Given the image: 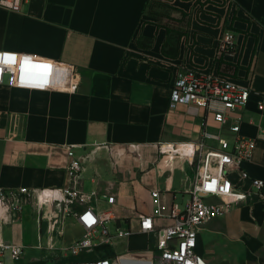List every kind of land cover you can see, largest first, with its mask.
<instances>
[{
    "label": "crops",
    "instance_id": "obj_1",
    "mask_svg": "<svg viewBox=\"0 0 264 264\" xmlns=\"http://www.w3.org/2000/svg\"><path fill=\"white\" fill-rule=\"evenodd\" d=\"M151 1L34 0L21 12L0 7V51L69 66L78 82L75 91L0 85V190L67 187V147L75 146L80 157L101 146L85 162L83 188L90 180L91 192L98 193L97 207L101 199L108 205L107 197L116 196L111 207L123 212L122 217L114 214L119 225L132 231L125 239V252L132 253L156 245L154 234L140 230L142 216L155 217L157 227L173 224V219L157 217L152 191H160L167 210L173 205L184 210L178 193L190 194L196 177L186 158L159 151L165 144L166 152H182L173 144L201 138L203 109L169 108L177 73L218 72L249 87L250 101L238 112L244 118L241 132L256 137L264 127V110L258 109L264 101V0H162L173 7L164 18L149 12ZM165 24L188 31L176 59L163 54ZM227 30L235 34V47L223 72L218 44ZM139 35L153 40V46L138 47ZM12 123L22 125L17 140L9 139ZM130 145L139 147L140 157ZM245 169L264 180L263 141ZM28 215L27 208L15 225ZM72 221L80 234L68 244L84 235ZM5 238L28 245L20 234L5 233ZM119 242L96 246L90 256L120 254L115 250ZM197 251L212 264H264V200L235 207L207 224Z\"/></svg>",
    "mask_w": 264,
    "mask_h": 264
},
{
    "label": "built area",
    "instance_id": "obj_2",
    "mask_svg": "<svg viewBox=\"0 0 264 264\" xmlns=\"http://www.w3.org/2000/svg\"><path fill=\"white\" fill-rule=\"evenodd\" d=\"M34 0H0V7L12 12H21L25 5ZM264 28V23H263ZM235 47L232 30L223 33L218 44V63L231 55ZM10 87L41 88L75 91L78 82L74 69L52 63L36 56H24L14 51H0V85ZM252 91L239 82L218 72L197 73L182 70L171 83L169 108L174 111L180 106H195L205 111L199 141L173 144L184 148L185 155L166 154L160 144V154L186 158L196 168V177L191 197L184 210L178 205L167 207L161 203V193L153 190L151 195L157 207L158 218L173 219L168 227H157L155 217L142 216V233L154 234L156 245L143 252H124L104 257H92L96 246L115 245L132 235L129 228L118 223L114 213L101 211L97 207L98 193L85 192L81 175L85 162L91 154L100 150L97 146L84 156H76L75 146L67 147L70 158L66 168L69 185L64 188L0 190V264L9 256L13 264H24L26 246L14 244L5 238V227L20 221L28 208L34 209L42 232L46 226L44 245L36 246L58 251L54 264H212L197 251L198 239L204 227L212 221L226 216L235 207L251 201L264 200V180L252 177L245 169L253 160L257 145L264 142V127L256 137H246L241 132L244 118L238 112L250 101ZM258 109L264 110V101ZM210 125L215 129L211 130ZM21 123H12L10 140L21 135ZM110 152L113 148L105 146ZM129 150L139 156V147L130 145ZM140 157V156H139ZM107 203L115 205L116 196L109 195ZM74 220L84 231L83 237L71 244H64V229L68 221ZM113 221L112 231L108 222ZM41 241L43 235L39 236ZM89 257H83L84 255ZM59 255V256H58Z\"/></svg>",
    "mask_w": 264,
    "mask_h": 264
},
{
    "label": "rangeland",
    "instance_id": "obj_3",
    "mask_svg": "<svg viewBox=\"0 0 264 264\" xmlns=\"http://www.w3.org/2000/svg\"><path fill=\"white\" fill-rule=\"evenodd\" d=\"M93 188V185L91 183L90 180H86L84 183V190L85 192H91ZM178 203L180 204V207L182 209H185L186 207V203L187 201L190 199L191 195L190 194H184L183 193H178ZM102 200V204L99 207V209L101 211H113V213L117 216V217H122L123 216V212L118 211L116 209H114L113 207L107 205L104 201V199ZM113 208V209H112ZM29 212L28 215V220L15 225V224H11L5 227V233H16V234H20L23 237H25L26 239H28V245L26 246V259L25 260H38L40 258L46 257L47 258V262L48 264H54V256H57V252L58 251H50L48 250L45 246L44 248H37L36 246L43 244L46 240V226L43 227L42 232L40 231L38 222H37V215L35 214V210L32 209ZM66 232L64 235V244H68L67 242H69L70 240H72L73 238H76L80 233H79V229L78 227L73 223L72 220L68 221L66 223ZM108 226L109 228L114 231L116 228V224L113 221L108 222ZM124 227V226H123ZM126 228V227H124ZM43 235V240L41 241V239H39V236ZM127 244H126V240L123 242H119L116 246H115V250L117 253H122L127 251ZM90 255V254H89ZM89 255H84L83 257H89ZM59 256V255H58ZM5 263L6 264H13V261L11 260V258L9 256L5 257ZM61 264H66V261L64 259H62V263Z\"/></svg>",
    "mask_w": 264,
    "mask_h": 264
},
{
    "label": "trees",
    "instance_id": "obj_4",
    "mask_svg": "<svg viewBox=\"0 0 264 264\" xmlns=\"http://www.w3.org/2000/svg\"><path fill=\"white\" fill-rule=\"evenodd\" d=\"M149 12L157 17L164 18L166 16V13H164L165 10L173 9L172 6H170L168 3L162 1V0H152L148 5ZM183 20L187 19L186 13H181ZM170 20L175 21V19L167 17ZM160 25V24H159ZM165 28H167V38L163 45V54L172 59H176L180 55V46L182 38L187 34L188 31L182 30L178 27H171L170 25H164ZM154 41L151 39H146L142 35H139L137 38L136 44L140 48H151L153 46ZM225 60L219 61V69L221 71L225 72L227 69V64L225 63Z\"/></svg>",
    "mask_w": 264,
    "mask_h": 264
},
{
    "label": "bare ground",
    "instance_id": "obj_5",
    "mask_svg": "<svg viewBox=\"0 0 264 264\" xmlns=\"http://www.w3.org/2000/svg\"><path fill=\"white\" fill-rule=\"evenodd\" d=\"M164 145H165V144H163V146H164ZM164 151H165V150H164ZM186 152H187V151H186L184 148H182V152H178V153H173V152L170 153V152H166V151H165L166 154H168V153H169L170 155L181 154V156H182V155H185Z\"/></svg>",
    "mask_w": 264,
    "mask_h": 264
},
{
    "label": "water",
    "instance_id": "obj_6",
    "mask_svg": "<svg viewBox=\"0 0 264 264\" xmlns=\"http://www.w3.org/2000/svg\"><path fill=\"white\" fill-rule=\"evenodd\" d=\"M24 264H45V261L43 260H40V261H32V262H27V263H24Z\"/></svg>",
    "mask_w": 264,
    "mask_h": 264
}]
</instances>
